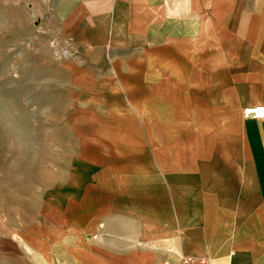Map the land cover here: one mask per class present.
Masks as SVG:
<instances>
[{"label":"crops","instance_id":"crops-1","mask_svg":"<svg viewBox=\"0 0 264 264\" xmlns=\"http://www.w3.org/2000/svg\"><path fill=\"white\" fill-rule=\"evenodd\" d=\"M48 1L75 149L22 253L264 264V0Z\"/></svg>","mask_w":264,"mask_h":264},{"label":"rangeland","instance_id":"rangeland-1","mask_svg":"<svg viewBox=\"0 0 264 264\" xmlns=\"http://www.w3.org/2000/svg\"><path fill=\"white\" fill-rule=\"evenodd\" d=\"M50 5L0 0V264H49L22 253L23 231L75 149L66 78L54 61L66 51L43 30Z\"/></svg>","mask_w":264,"mask_h":264},{"label":"built area","instance_id":"built-area-1","mask_svg":"<svg viewBox=\"0 0 264 264\" xmlns=\"http://www.w3.org/2000/svg\"><path fill=\"white\" fill-rule=\"evenodd\" d=\"M245 117L264 120V107L246 108L243 111ZM159 264H231L229 262H215L206 257L179 256L175 262L169 260L162 261Z\"/></svg>","mask_w":264,"mask_h":264}]
</instances>
